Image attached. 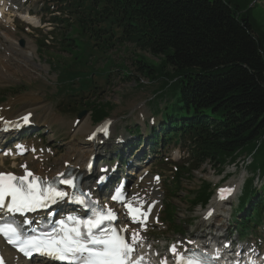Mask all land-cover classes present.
Returning <instances> with one entry per match:
<instances>
[{
  "label": "trees",
  "instance_id": "obj_1",
  "mask_svg": "<svg viewBox=\"0 0 264 264\" xmlns=\"http://www.w3.org/2000/svg\"><path fill=\"white\" fill-rule=\"evenodd\" d=\"M254 1H71L78 22L95 27L90 39L99 51L132 44L158 60L149 66L141 59L136 68L149 82L161 83L159 91L169 87L174 99L162 114L167 124L161 134L164 142L191 150L189 168L175 175L177 186L181 174L189 178L205 163L220 173L244 153L253 154L251 171L264 174V26L254 25ZM109 105L92 106L93 123L110 114ZM253 193L247 191L245 199ZM210 196L205 184L191 203L204 205ZM261 206L264 187L245 211L242 227L254 212L261 215Z\"/></svg>",
  "mask_w": 264,
  "mask_h": 264
},
{
  "label": "rangeland",
  "instance_id": "obj_2",
  "mask_svg": "<svg viewBox=\"0 0 264 264\" xmlns=\"http://www.w3.org/2000/svg\"><path fill=\"white\" fill-rule=\"evenodd\" d=\"M36 1L38 2L41 0ZM47 1L52 2L54 10L60 11V0H44L45 4L48 3ZM253 5L254 8L252 11V16L256 19L254 21V25L257 26V24H262L263 28L264 0H255ZM37 17L39 18L38 15ZM48 18V15L43 17L41 24L42 26L39 29H34L32 27L27 29L25 24L18 21H15L13 26L6 28L5 25H3V22L0 20V29L7 32L9 30L8 33L15 35L19 48H24L25 42L27 41L29 42V45L32 44L31 46H33L34 49L32 62L35 64V66H32V69H30V72L27 73L25 72L27 69L17 68V66L20 67L21 64H18L15 62V60L10 61L12 67L7 73L2 75L3 77L0 78V92H4L3 97H0L3 98L0 100V109L4 108V110L8 112L9 117H7V119H12L18 116V114L20 115L21 113H25L29 110H35L32 115L33 122L31 123V127H38V131L36 134L30 137L31 139H25L24 141L27 144H30L31 142L34 150L38 151L37 153H39V155L45 159V164L52 165V167H54L56 161H58L59 164L62 163V157L66 154L67 149L71 145L78 144L80 146H85L86 144L85 142H80L84 140L81 137L72 138L73 130L77 126H74L73 122L74 120L78 119L75 113L65 112L64 106L67 102L66 99L57 96L52 97L55 95L56 89L58 91V89L62 87L68 69L65 66L71 63L72 57L67 53L62 52L64 48H62L59 43L63 38H66L65 34L69 33V29L64 25L65 28L59 32L57 26L60 24H53L48 21ZM13 30H15V33ZM51 32L54 40L49 44H46L45 41L47 40L48 36H50ZM21 41L23 42V45L20 44ZM41 43H44V46L39 48L40 53L37 55L36 46L40 45ZM65 43L67 42H64V44ZM78 45H80L79 41L76 42V46ZM82 50L83 47L80 48V51ZM65 51L72 52L73 54L76 52V50L72 51L71 47H66ZM106 56L109 57L115 64L123 66L133 77V80L122 82V73H120L118 70L114 71L113 73L112 71L106 72V74H112L111 78H109L107 82L103 79L106 78V75H103V78L101 79L94 80L96 86L100 88L99 92H102L100 96L102 102L109 103V106L113 108V112L110 114L109 119L106 120L110 122L111 125L112 139L107 141L103 148L101 147L98 149V158H101L102 162L110 161L108 154L116 152L120 149L124 151V155H128L130 153L132 156L128 159V162L129 165L132 166V169H136L139 171V173H143L145 170L149 171L144 173L142 178L136 183V189L131 187L132 190H130L131 192H134L139 188L138 190L145 191L153 186L151 182L155 176L165 173V171L161 170L167 169L165 176L171 177L169 171L172 170L173 164L167 163V165H163V161L168 159L173 163L179 162L178 157H182L184 153V151L179 150L177 147H171L166 150L162 148V155L159 157H162V160H155V154L153 151L151 153L148 145H146V138L150 136L149 134L151 129L156 126V121L158 122V119L155 118L154 115L150 116L151 113L154 114L156 103L155 93L158 91V84L152 81L147 84V80L142 77L139 72H137L136 61L144 59L147 65L157 66L158 60L152 58L146 53L136 50L130 45H124L117 50L113 49ZM106 56H101V58H99L96 68L100 69L102 67L103 58ZM12 59L13 58H11V60ZM84 61H86V56L78 55L77 59L73 61L72 64L74 67H82L84 69V73H89L91 68L89 66H85ZM32 72H34L36 75ZM99 75L100 74L98 73L97 76ZM58 76L60 77L58 78ZM17 86L24 87L20 88L19 90H13L9 93L7 92L8 89H12L13 87ZM31 96H35L39 100L36 101V103H27L22 100L23 98L30 99ZM8 103L11 107H5ZM82 111H86V109H82ZM51 116L53 118L55 116L58 117L59 121H54L53 118H50ZM150 118L154 120V125L148 122ZM85 119L90 123L91 130L96 127L91 124L87 114L78 121L79 123H82ZM132 127L141 129L138 137H136V135L131 132ZM145 127H147L146 132H144ZM128 131H130L129 134L127 133ZM116 139L117 141L123 139L121 141V145H115L117 143L115 142ZM6 140V138L1 139L2 143L6 142ZM102 145L103 143L97 146V148ZM155 150L156 149H154V151ZM242 155L243 154H241V156L239 155L240 157H238V159H241L243 157ZM26 156L27 155L24 157ZM24 157L19 160H15L14 157L7 158L2 164L0 162V173H13L14 175L20 174L21 170L19 169V166ZM130 169H127L125 172L127 176L130 174V172L128 173ZM215 170L209 164H204L198 170V172H194L189 176V178H186L185 176L182 177V191L180 194H178V197L174 198L169 203L174 209L173 217L169 216L171 213L168 212V210L166 213H162L163 208H157L159 219H161V221L165 217L164 214H166L169 216L167 221L171 224L174 223L173 226H170L166 223L163 224V222L162 225H157L156 223L152 222V225L147 228L146 236L149 240H147V242L158 246L159 249L157 251L159 253L164 252V249L161 248L164 244H178L179 240L186 238L192 233L197 236L199 235V231L204 230L202 227L205 226L206 231L210 230L211 223H201V216L204 210H207L209 206L207 205L205 208H191L189 205L184 203V200L189 197L187 192H195L206 183L210 184L211 186L216 185L214 187V193L212 196L213 198L216 195L215 190L217 187L222 188L225 185V187H228V185L232 182L238 183L235 181L236 177L233 175V171H231L230 166L228 168L227 166H224L221 176L218 175V173H215ZM228 171H230L231 174L226 175L224 181H220L224 174H226ZM130 175L131 176H129L128 180L129 183L133 185L135 183V178L132 174ZM153 182L159 184L161 187V189L158 191L160 203L157 207L166 205L167 202L164 189V185H166V183H161L160 181L154 180ZM240 185L241 182L237 188H239ZM237 191L234 194H231L229 198L226 197L227 203L236 195ZM242 206H244V204H242ZM217 215L224 217V219L221 221L224 222L227 219L228 213L216 212L214 224L216 225L215 229L218 230L221 222H216V219L220 220L221 218H217ZM233 215H235V211ZM256 225L261 226L262 220H257ZM231 230H233V228H231ZM235 236H238L236 232ZM238 237L241 239L240 236Z\"/></svg>",
  "mask_w": 264,
  "mask_h": 264
},
{
  "label": "snow or ice",
  "instance_id": "obj_3",
  "mask_svg": "<svg viewBox=\"0 0 264 264\" xmlns=\"http://www.w3.org/2000/svg\"><path fill=\"white\" fill-rule=\"evenodd\" d=\"M28 119L29 117H24V122L27 123ZM5 155L9 154L5 153ZM60 183L75 186L71 179L61 180ZM66 195L67 193L56 191L50 186H42L40 178L34 176L31 171H26L23 177L0 173V210L7 213L23 216L48 207ZM114 198L120 200V194L118 193ZM221 198H224L223 195ZM73 202L85 203L82 198L74 199ZM127 207L133 223H146L147 213L132 208L130 204ZM115 218L111 212L106 215L97 214L94 219L85 221L69 217L68 221L73 225L72 227L61 222L55 233L38 238H22V233L17 227L5 224L0 226V235L29 258L33 255H41L66 262V264H129L134 251L133 245L141 242L140 234L133 233L131 243H128L115 230L101 228L105 221H112ZM96 229L100 231L96 232ZM121 231H127V229ZM171 251L177 257V264H198V261L186 259L180 255L176 247H173ZM143 260L144 257H140L134 264H141Z\"/></svg>",
  "mask_w": 264,
  "mask_h": 264
},
{
  "label": "bare ground",
  "instance_id": "obj_4",
  "mask_svg": "<svg viewBox=\"0 0 264 264\" xmlns=\"http://www.w3.org/2000/svg\"><path fill=\"white\" fill-rule=\"evenodd\" d=\"M23 21L30 23L32 25L35 24V19H33V18L23 19ZM1 22H3V25H5L6 28L9 26H12V21L7 19V18L1 19ZM0 27H1V25H0ZM8 32H9V30H8ZM8 32L0 29V78L3 77L2 75L4 73H7L9 71V69L12 67L10 61L15 60V62H17L18 64H21L20 67L17 66V68L18 69H27L25 71L27 73L30 72V69H32V66H35V64L32 62L33 54H34L33 53L34 52L33 46H31L32 44L30 43L31 45H29V42L27 41V42H25L24 48H19L18 44H17V40L15 38V35H11L12 33H8ZM11 58H13V59L11 60ZM30 63H31V65H30ZM22 100L24 102H27V103H34V102L36 103V101H38L39 99H37L35 96H31L30 99L23 98ZM7 106H10L9 103L5 107H7ZM30 109H32V108H30ZM34 111L35 110H33V111L29 110L25 113H21L20 115L18 114V116L14 117L12 119H7V117H9V114L3 108V109H0V119H2L3 121L4 120H13V119H16V118L23 116L26 113H32L33 114ZM50 118H53V117L51 116ZM53 119H54V121H59L58 117H56V116ZM85 120H84V122L81 121L82 123H79L77 125V127L73 130V134H72V138L81 137L84 140H86L85 146L71 145L67 149L66 154L64 156L62 155L63 156L62 157V159H63L62 163L59 164L58 161H56L54 164V167H52V165L45 164V162H44L45 159L40 157L39 154H35V155L26 154L27 156L22 159V163L20 165L21 166L20 167L21 168L20 174H18L17 176L23 177L25 175V171H31L34 174V176H36L40 179H47V178L52 179L53 177L59 176L63 171H65L66 167L75 169L76 171H78V174H83L82 171H83L86 163L88 162L89 158L93 154H95L97 146L101 145V143H102L99 138L91 140V137L93 135V129L92 130L90 129V123L88 122V120H86V121ZM84 140H82L80 142H83ZM27 146L30 147L29 150L33 149L31 142H30V144L28 143ZM14 153H17V151H14ZM14 155L15 154L9 153L8 156L12 158ZM4 156H5V154L0 155L1 164L3 162H5V159H3ZM25 166H26V168H25ZM140 175H142V174H140ZM83 177H85L84 174H83ZM235 181H237L238 183L232 182L228 185V187H224L225 190H229L228 193L225 194V196H223L224 198H221L222 195H220V193L223 190H221L217 193L215 199L211 202V207L209 208V210H213V211L217 212L218 210H220L224 206L223 204L227 203L226 197L229 198V196L231 194H234L237 191V189H238L237 187L239 186V184L241 182V178L237 177ZM155 191H157L156 186H154V190L149 189V190H146L145 192H137V191L131 192L127 196V203H129L133 206H136L139 209H143L144 207H148L149 205H152L154 208V206L157 205L158 201H159L158 193H156ZM125 192H126V190L124 191V193ZM115 206L116 205H111V207L114 210H115V208H114ZM156 209H157V207H156ZM156 209L152 210L151 221L153 220V218L155 217V215L157 213ZM115 212L122 213V212H124V209L122 207H117ZM119 228L120 229L126 228L127 229L126 232L129 233L130 235H132L135 232H139L140 238H141L140 243L144 242V245L142 247L143 250H145L147 247H152V245L149 242H147V237H146L147 229H146V227H140L138 225L132 226L129 221L125 220L123 223L119 224ZM136 245L138 246V244H136ZM174 247H176V249H177V245H175ZM16 260H17V256L14 253L8 251L3 246V243L0 240V262H2V264H15ZM33 264H36V262ZM37 264H43V263L38 262Z\"/></svg>",
  "mask_w": 264,
  "mask_h": 264
}]
</instances>
